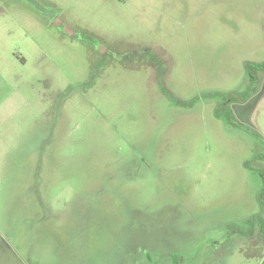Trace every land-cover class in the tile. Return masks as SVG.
I'll use <instances>...</instances> for the list:
<instances>
[{"label":"rangeland","instance_id":"rangeland-1","mask_svg":"<svg viewBox=\"0 0 264 264\" xmlns=\"http://www.w3.org/2000/svg\"><path fill=\"white\" fill-rule=\"evenodd\" d=\"M245 62L264 0H0V264H264Z\"/></svg>","mask_w":264,"mask_h":264},{"label":"flooded vegetation","instance_id":"flooded-vegetation-1","mask_svg":"<svg viewBox=\"0 0 264 264\" xmlns=\"http://www.w3.org/2000/svg\"><path fill=\"white\" fill-rule=\"evenodd\" d=\"M245 64H248V65H251V66L253 64H262V65H264V62L252 63V64H249V63L245 62ZM249 68L246 67L247 72L249 74V79H248L249 86L244 91L231 92V93H227V94L226 93L225 94L217 93V94L213 95V96H218V98L220 99V101L215 105V107L213 109V113H214L215 117H217L219 119L227 120L230 117V115L228 113L225 114L224 106L228 102L243 103L248 98V96H249L248 93L252 90L250 85L255 84L256 81H257V78H258V74L260 72L264 71V67H261V68L249 67ZM163 93L164 94H170V92H166V91H164ZM243 128H245L247 130H244ZM241 129L246 131L251 136H254V137H257L259 139L264 140L263 137L261 135H259V133H257L254 130H250L249 128H246V127H242ZM253 158L255 160H263L264 161V153L263 152L256 153V154L253 155ZM256 198L258 199V195H256ZM261 218H262V215L260 213H257L254 216H250L247 220L250 221V220L253 219L254 224L256 226H259V223H260L259 219H261ZM141 224L142 225H140V227H142L144 232H147L148 231L147 230V228H148L147 221H141ZM162 226H163V224H162ZM157 228H160V226L158 225ZM258 229L259 228H257V230ZM253 230H254L253 226H251V225L250 226H246V224H245L243 231L239 235L250 239L252 234H253ZM258 232H259V230H258Z\"/></svg>","mask_w":264,"mask_h":264},{"label":"trees","instance_id":"trees-1","mask_svg":"<svg viewBox=\"0 0 264 264\" xmlns=\"http://www.w3.org/2000/svg\"><path fill=\"white\" fill-rule=\"evenodd\" d=\"M254 65V66H253ZM252 66L251 65H248V64H245V66L247 67V68H249V67H255V68H261V67H264V65H262V64H253ZM250 69V68H249ZM244 130H247V129H245V128H243Z\"/></svg>","mask_w":264,"mask_h":264}]
</instances>
